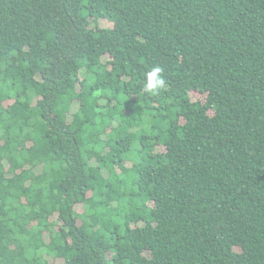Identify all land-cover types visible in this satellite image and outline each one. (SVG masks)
<instances>
[{"label": "trees", "instance_id": "16d2710c", "mask_svg": "<svg viewBox=\"0 0 264 264\" xmlns=\"http://www.w3.org/2000/svg\"><path fill=\"white\" fill-rule=\"evenodd\" d=\"M0 264H264V0H0Z\"/></svg>", "mask_w": 264, "mask_h": 264}, {"label": "clouds", "instance_id": "9594fccd", "mask_svg": "<svg viewBox=\"0 0 264 264\" xmlns=\"http://www.w3.org/2000/svg\"><path fill=\"white\" fill-rule=\"evenodd\" d=\"M164 69L162 66L156 65L146 72L143 91L145 93L158 94L160 90L166 87V80L163 75Z\"/></svg>", "mask_w": 264, "mask_h": 264}]
</instances>
